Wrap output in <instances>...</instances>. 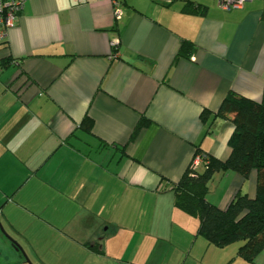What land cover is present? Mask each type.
<instances>
[{"label": "crops", "instance_id": "1", "mask_svg": "<svg viewBox=\"0 0 264 264\" xmlns=\"http://www.w3.org/2000/svg\"><path fill=\"white\" fill-rule=\"evenodd\" d=\"M219 1L120 0L116 19L110 0H26L0 41V220L17 264H188L176 185L196 154L230 156L229 91L264 93V0ZM256 177L219 171L207 197H254Z\"/></svg>", "mask_w": 264, "mask_h": 264}, {"label": "trees", "instance_id": "2", "mask_svg": "<svg viewBox=\"0 0 264 264\" xmlns=\"http://www.w3.org/2000/svg\"><path fill=\"white\" fill-rule=\"evenodd\" d=\"M206 115L208 112L204 110L202 117ZM217 115L230 119L234 125L228 140L232 152L225 160L205 156L200 168L190 165L176 185V204L198 217V233L210 244L227 247L239 242V255L255 262L264 250V93L261 100H254L231 90ZM145 121L142 118L139 126L146 124ZM82 125L91 129L93 121L87 115ZM228 170L245 178L255 171L257 192L251 197L239 191L223 208L212 203L207 195L214 175Z\"/></svg>", "mask_w": 264, "mask_h": 264}, {"label": "rangeland", "instance_id": "3", "mask_svg": "<svg viewBox=\"0 0 264 264\" xmlns=\"http://www.w3.org/2000/svg\"><path fill=\"white\" fill-rule=\"evenodd\" d=\"M189 218L193 221V225L195 222V227L189 222L188 225L184 224L183 226V224H181L178 228L179 230L182 227H188L190 229L189 231H193L195 228V234L188 235V241H185V237L183 235L179 237H183V239L179 241H182L183 243L187 242L188 247L190 248L188 252V264H247L242 257L234 254L238 244L240 245L239 242L234 243L229 247H219L217 245L210 244L205 237L199 235L198 233L200 225L198 217L191 215ZM0 234V264H17L15 260L19 258V253L17 247L14 245L15 240L5 231H0Z\"/></svg>", "mask_w": 264, "mask_h": 264}, {"label": "built area", "instance_id": "4", "mask_svg": "<svg viewBox=\"0 0 264 264\" xmlns=\"http://www.w3.org/2000/svg\"><path fill=\"white\" fill-rule=\"evenodd\" d=\"M77 3L82 0H74ZM171 2L172 0H167ZM246 0H220L221 8L225 10H231L243 6ZM113 6V11L116 19L122 17V9L120 8V0H110ZM26 0H0V41L5 42L8 40L9 31L15 26L20 13L22 12ZM117 44H114V46ZM205 156L196 154L192 161V167L198 168L204 163ZM206 161V160H205Z\"/></svg>", "mask_w": 264, "mask_h": 264}, {"label": "water", "instance_id": "5", "mask_svg": "<svg viewBox=\"0 0 264 264\" xmlns=\"http://www.w3.org/2000/svg\"><path fill=\"white\" fill-rule=\"evenodd\" d=\"M0 228L3 230V231H5V229H4V226H3V224H2V222L0 221ZM6 232V231H5ZM15 244V243H14ZM16 245V244H15ZM17 246V250H21V252L23 253V255L25 256V258L28 260V256H27V254L25 253V251L22 249V248H20V246H18V245H16Z\"/></svg>", "mask_w": 264, "mask_h": 264}, {"label": "flooded vegetation", "instance_id": "6", "mask_svg": "<svg viewBox=\"0 0 264 264\" xmlns=\"http://www.w3.org/2000/svg\"><path fill=\"white\" fill-rule=\"evenodd\" d=\"M1 221V220H0ZM2 222V221H1ZM0 231L2 232L3 230L0 228ZM1 235V234H0ZM6 236V235H5ZM15 245V244H14ZM16 246V245H15ZM17 247V246H16ZM19 253H22L21 250H18Z\"/></svg>", "mask_w": 264, "mask_h": 264}]
</instances>
